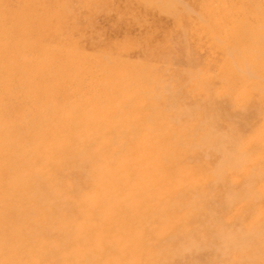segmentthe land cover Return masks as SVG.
<instances>
[{"label": "rangeland", "instance_id": "374dc122", "mask_svg": "<svg viewBox=\"0 0 264 264\" xmlns=\"http://www.w3.org/2000/svg\"><path fill=\"white\" fill-rule=\"evenodd\" d=\"M1 1L0 264H264V0Z\"/></svg>", "mask_w": 264, "mask_h": 264}, {"label": "bare ground", "instance_id": "6f19581e", "mask_svg": "<svg viewBox=\"0 0 264 264\" xmlns=\"http://www.w3.org/2000/svg\"><path fill=\"white\" fill-rule=\"evenodd\" d=\"M1 2H4L3 3V7L4 8H6V10L8 9V11L6 12V14H5V19L7 18V17H9V22H5V21H3L5 24H7V25H10L9 23H12V22H17V23H19V26H26L27 25V21L26 20H23V18H20V16L22 15L21 13L19 14V15H17L18 13L16 12V11H14V10H9V6H10V3L8 2V1H4V0H2ZM18 4V3H17ZM19 5V4H18ZM37 6V5H36ZM32 9V8H31ZM36 9V8H35ZM45 9V8H44ZM24 11V10H23ZM33 11V10H32ZM19 12V11H18ZM22 12V11H21ZM36 14L37 13H33V15L32 16H36ZM12 16H14V18H12ZM236 17V16H235ZM39 18V17H38ZM41 18V17H40ZM23 20V21H22ZM40 20V19H39ZM236 21V20H235ZM247 22V21H246ZM248 24V23H247ZM249 25V24H248ZM248 25H246V26H248ZM33 33H37L38 34V29H36V27L34 26L33 28ZM30 30V29H29ZM27 32H28V30H27ZM31 32V31H30ZM30 34V33H29ZM7 33L5 34L4 32H0V40L1 41H4L5 40V37L7 38ZM28 36H30V35H28ZM239 36V35H238ZM20 37V36H19ZM17 38V42L19 43V45L21 46V47H27V48H29V44H27V43H25V42H27L28 41V39L27 38ZM42 37H43V40L44 39H46V35H42ZM232 37V36H231ZM24 39V41L22 42V40ZM38 39H39V37H38ZM241 39H244V37L243 38H241ZM7 40V39H6ZM5 40V41H6ZM228 42V41H227ZM25 43V44H24ZM36 45H38V43L37 44H35V46ZM241 46V45H240ZM41 48H42V46H41ZM96 58V57H95ZM47 59V58H46ZM44 61V60H43ZM71 61V60H70ZM96 61V60H95ZM94 61V62H95ZM87 64V63H86ZM112 64V63H111ZM44 67H45V65H44ZM4 69V68H3ZM73 69H74V67H73ZM261 69V68H260ZM259 69V70H260ZM82 70V69H81ZM92 70H93V68H92ZM83 71H84V68H83ZM65 74V73H64ZM41 80V79H40ZM49 81V80H48ZM35 99V98H34ZM1 104V103H0ZM35 104V103H34ZM36 104H38V103H36ZM27 105H28V103H27ZM29 107V106H28ZM32 107V106H31ZM29 109V108H28ZM2 110V109H1ZM30 113V112H29ZM1 115V114H0ZM1 118V117H0ZM5 126V125H4ZM8 129V128H7ZM2 130H4V129H2ZM12 130V129H11ZM12 132H14L13 130H12ZM8 133H9V131H8ZM5 137V136H4ZM5 139V138H4ZM3 140V139H2ZM1 142V141H0ZM16 144V143H15ZM21 144V143H20ZM14 145V144H13ZM17 146V145H16ZM18 147V146H17ZM24 147H25V145H24ZM5 155H7V154H5ZM9 156V155H8ZM10 166H12V165H10Z\"/></svg>", "mask_w": 264, "mask_h": 264}]
</instances>
